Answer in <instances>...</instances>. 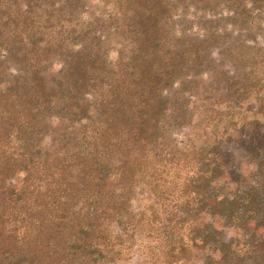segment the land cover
<instances>
[{
	"label": "trees",
	"instance_id": "1",
	"mask_svg": "<svg viewBox=\"0 0 264 264\" xmlns=\"http://www.w3.org/2000/svg\"><path fill=\"white\" fill-rule=\"evenodd\" d=\"M189 1L0 0V264H264V47H226L257 110L214 89L192 108L179 82L202 91L218 25L253 18L225 0L177 34ZM234 121L245 156L221 154Z\"/></svg>",
	"mask_w": 264,
	"mask_h": 264
},
{
	"label": "flooded vegetation",
	"instance_id": "2",
	"mask_svg": "<svg viewBox=\"0 0 264 264\" xmlns=\"http://www.w3.org/2000/svg\"><path fill=\"white\" fill-rule=\"evenodd\" d=\"M261 4L263 3L255 4L253 0H245L246 9H252L253 23L251 29L246 27L243 23H226L218 25V32L222 34V39H220L219 43H215V46H211L212 48L209 52L210 62H207L209 65L207 72L200 74L199 80H197V82L203 84L202 91H200L195 80L193 81L192 89H189L188 84L185 82H179L177 87L181 88L183 92L190 97L192 108L195 107L198 102V94H205L206 90L211 91L214 89L219 94L224 95L228 102V106L231 101L239 104L243 101L242 104L239 105V110H241V112H254L257 110L258 104L256 100L244 99L241 84L240 86L236 85L239 77L245 76V72L243 71L241 62L238 64L233 55L227 51L226 47L232 43L234 39L238 40L239 47L241 45L245 47L241 50L244 55L246 51L255 52L260 50V46L264 47V15L259 17V14L264 12V6H254ZM87 5L89 6V14L93 13L101 16L102 14H107L114 10L115 0H88ZM229 8H231V6L227 4L225 0H206L204 3H200V0H191L179 6L173 15L176 33L181 34L185 29V32L189 35H198L199 38L203 39L206 36V32L202 27V21L206 19L209 21H220L221 19L228 20L235 15V9L232 10ZM193 78L194 76H191L189 80H193ZM239 88L242 90L239 91ZM208 96L210 95L205 94V97ZM241 122L242 121H234L231 123L229 133H232L233 138L230 139V141H235L231 143L228 140L229 147L225 145L222 146L223 149L221 150V154L223 156L225 154H230L232 151L237 155L240 154L245 156V153L238 148L240 146L244 147V145L247 144V138L241 136V130H244V125ZM185 132L187 135L192 133V136H190L192 140H194L193 136H195L197 140L206 138L205 129H203L202 126L194 127V130L186 127ZM190 137L188 136L187 138ZM242 166L244 167V165ZM243 167L242 172L244 170Z\"/></svg>",
	"mask_w": 264,
	"mask_h": 264
}]
</instances>
